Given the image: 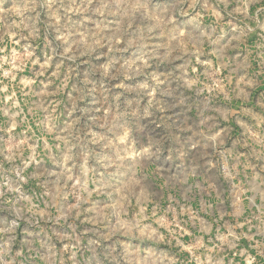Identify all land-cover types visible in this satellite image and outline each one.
<instances>
[{
	"label": "rangeland",
	"instance_id": "1",
	"mask_svg": "<svg viewBox=\"0 0 264 264\" xmlns=\"http://www.w3.org/2000/svg\"><path fill=\"white\" fill-rule=\"evenodd\" d=\"M0 264H264V0H0Z\"/></svg>",
	"mask_w": 264,
	"mask_h": 264
}]
</instances>
